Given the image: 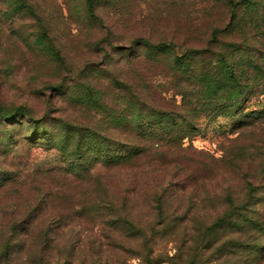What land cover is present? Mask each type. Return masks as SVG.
Masks as SVG:
<instances>
[{
  "label": "trees",
  "instance_id": "obj_1",
  "mask_svg": "<svg viewBox=\"0 0 264 264\" xmlns=\"http://www.w3.org/2000/svg\"><path fill=\"white\" fill-rule=\"evenodd\" d=\"M127 1L62 0V7H57L60 20L54 23L45 14L50 0H0V38H4L5 30H11L10 43L20 54L29 49L42 57V68L33 66L32 82L40 78L39 71L46 72L52 81L43 80V89L54 90L56 95L70 92L80 103L79 108L94 115L90 119H72L63 114L53 118L48 110L35 112L27 102L0 99V123L6 132L3 134L10 138L15 127L27 129L25 137L30 135L35 141L41 138L48 148L58 150L67 160L76 161L75 166L85 173L81 180L91 176L90 170L96 164L102 165V191L98 198L81 194L75 199L80 201L76 205L90 216L88 221L92 224L97 221L106 227L103 235L106 246H126L124 239L133 236L142 239L141 244L145 246L148 236L170 226L178 232L195 229L196 211L183 203L169 205L168 201L176 188L185 191L187 187L197 188L216 178L225 179L228 184L221 192L223 208L215 210L212 219L207 220L210 222L197 223L198 231L212 233L223 226L239 232L245 227L264 231L260 219L248 216V212L255 213L256 206L263 202L258 196L264 179L260 158L249 159L244 148H240L234 160L226 155L221 163L214 160L209 163L206 157L195 159L189 153L191 146L183 145L184 139H191L200 129L202 116L212 120L240 113L237 127H241L245 117L256 113L243 110L249 100L264 95V0H184L186 25L180 38L177 36L180 30L166 23L173 27L170 37L164 34L165 37L153 38L151 33L139 31L127 36L130 38L127 45L115 47L102 9L113 8L112 15L106 13L107 19L119 12L122 24L112 19V26L124 28V22L132 19L134 11L129 6H121ZM168 3L173 4L175 0ZM193 7H196L192 10L194 14L190 12ZM124 16L128 18L123 19ZM205 19L207 25L200 32ZM68 22L83 32V40L76 44L103 50L104 55L96 52L94 57L80 55L78 61L86 60L80 64L69 58V54H63L62 45L69 43L65 44L61 35ZM2 43L0 50H4ZM114 50L121 56L118 64L111 63ZM21 58L26 59H14L13 55L5 59L0 55V69H4L1 74L6 76L5 71L14 68ZM156 76H161L167 85L159 86L154 81ZM167 91L178 95L179 102L174 97H166ZM100 112L102 125L95 118ZM246 159L247 163L241 164ZM256 163L259 168H248ZM253 171L255 174H249ZM70 172L75 174L77 170ZM36 177L44 188H50V182L56 181L58 185L72 182L69 177L59 175L55 181L46 174ZM10 181L11 173L5 166L0 167V264L15 256L11 246H19L22 235L28 240L27 246H41L37 253L31 254L35 264H57L48 247L56 244L55 236L50 233L61 214L46 200L50 195L49 200H53L52 192L39 187L28 198L38 199L41 205L40 214L32 217L28 208L26 214L17 210V198L7 192L12 186ZM232 181L241 182L240 187L231 188ZM148 183L152 184L151 189L140 192L141 185ZM181 195L182 199L186 197ZM76 216L74 212L69 221ZM38 217L43 227L33 234L32 226ZM100 231L102 238V228ZM232 245L233 253L239 254L247 248L245 251L253 259L262 254L261 246H243L238 240ZM119 249L121 256L134 251L126 247ZM133 253L144 264H154L151 252L148 256ZM98 254L99 260L101 254L105 257L102 248ZM63 255L66 260L69 254ZM106 257H112L113 261L116 254L109 251ZM250 258L242 264H248ZM188 264L204 263L190 260Z\"/></svg>",
  "mask_w": 264,
  "mask_h": 264
},
{
  "label": "rangeland",
  "instance_id": "obj_2",
  "mask_svg": "<svg viewBox=\"0 0 264 264\" xmlns=\"http://www.w3.org/2000/svg\"><path fill=\"white\" fill-rule=\"evenodd\" d=\"M169 1L134 0L131 3L129 0L125 2L121 6H129L134 11L132 19L127 21L128 23L124 22L126 27L119 26V29H114L112 19L122 24L120 13L118 12L113 15L114 18L107 19L106 13L112 15L110 10H113V8L105 6L102 9V17L105 23L109 24L114 36V39H112L113 46L120 47L121 45H127L128 43L126 42L129 38L127 36L130 35L131 37L139 31L147 35L151 33L152 37L164 36V34L170 37L173 34V27L167 26L166 23L173 24L174 29L178 28L180 30L177 32V36L180 38V34L185 31L186 12L184 10L186 4L184 0H175L173 4L168 3ZM61 5H63L62 0H50V2L46 3L48 13L45 12V14L50 16L54 23L60 20V13L57 7H62ZM136 10L139 12H135ZM192 10H196V7L190 9V12ZM64 15L66 16V12H64ZM126 18L125 16L123 17V19ZM69 22L64 27L61 35L64 43H69L68 45H62L63 54H69L67 55L69 58L72 57V59L80 64L86 62V60L78 61L81 58L80 55L83 58L89 54H92V57H94V52L104 55L103 50H92L84 46L82 47L81 43L76 44L77 41L83 40L84 35L83 32L75 29L73 23L69 26ZM201 23L202 29H200V32L205 30L204 25H207V20L205 19ZM3 24L6 28L8 27L6 22ZM125 29L129 30L126 31ZM8 34L10 36L13 35L11 30H5L4 38H0V41L3 42L2 48L4 47V50H0V55L5 56V59L7 55H13L14 59H18L19 57L26 59H19L14 68L5 71L7 73L6 76L4 73L1 74L4 69H0V99L7 102H27L30 106H33L35 112L48 110L51 114L50 116L53 118H57L58 114L69 115L72 119H80L82 117L90 119L94 116L89 114L85 109L79 108L80 103L73 99L74 97L70 95V92L56 95L54 90L43 89V86H45L43 85V80L52 81V77L48 76L46 72L39 71L40 78L34 79L32 82V78L35 76L33 66L42 68V57L35 54L36 50H33V53L29 49L23 50L20 54L10 43L11 38H9ZM111 58V63L114 62L115 64L116 62L118 64L117 61L121 58L118 50L111 52ZM154 81L158 82L159 86L167 85L161 76L154 77ZM37 84L38 88L35 89ZM165 96L169 98L174 97L179 102V96L174 95L172 91H167ZM245 106L247 107L243 111H254L256 113L248 118L245 117L241 127H237L239 126L238 122H240V113L234 116H219L212 120L202 116L199 118L200 129L191 139H184L183 145L191 146L189 147V153L195 159L206 157L209 163H212L210 162L212 160L221 163V159L226 155H229L230 159L234 160L240 148H244L245 157H249V159L260 158V168H262V176H264V110H262L264 109V95L252 98ZM95 118H99V125H102V112L96 115ZM2 127L0 123V167L5 166L11 173L10 184L12 186L7 192L11 197L17 198L19 203L17 210L19 213L26 214V208H28L32 217L40 214V201L38 199L32 201L34 197L28 200L31 195L37 193L39 187H42L37 183L38 179L36 176L46 174L48 178L55 181L59 175L69 177L72 181L65 182L67 183H64L65 185H58L56 181L50 182L52 184V186H49L50 188H47L45 184V187L53 194V200H49L52 197L50 195L46 198L47 202L50 201L49 205L53 204L61 212L57 216L58 219L56 218L57 222L51 227L52 233H50V235L55 236L56 244L55 246H48L49 250L53 252L54 261L57 264H118L120 261L121 264H144L142 259L136 257V255H131L134 254V251L142 253V256L144 254L148 256L151 252L150 258L154 264H169L171 262L188 264L190 260L195 262L203 260L204 264H234L235 262L242 264L252 254L245 251L247 248L241 250L239 254L233 253L231 246H233L234 240L241 241L243 246H261L262 254L259 255L260 257L258 259L251 257L248 264H264V231L245 227L239 232L229 229L227 226H223L219 231L212 233L199 232L197 229V223L200 224L202 222L204 224V221L211 220L215 210L223 208L220 202L221 192L223 188L227 187V180L216 178L197 188L187 187L185 191H181L180 188L173 190L172 200L168 201L169 205L173 206L174 204L179 205L183 203L189 205L191 210H195L196 213L193 216L195 229H188L187 232H178L174 231L172 226H170L167 229L148 236L149 240H146L145 246L141 244L143 243L142 239L134 236L124 239L123 243L126 246H106L104 244L105 239H103V235L107 230L106 227H101L97 221L93 224L91 221H88L90 216L80 206L76 205L80 204V201L75 199L76 196L81 194L84 196L90 194L98 198V194L102 191V165L96 164L90 170L91 176H86L81 180L85 173L80 172L75 166L77 165L76 161L67 160L58 150L48 148L41 138L35 141L30 135L25 137L28 134L26 133L27 129L21 130L18 129L19 127H15L10 138H8L5 137L6 132L3 131ZM3 132L5 133L3 134ZM247 160H244L241 164L245 165ZM257 163L251 164L248 168L250 170L259 168ZM70 170H77L76 175L71 173ZM252 173L255 174L254 171L249 174ZM240 184L241 182L239 181H232L230 186L233 189H237L240 187ZM141 186L140 192H143L151 189L152 184L148 183ZM261 187L262 192L258 193V196L263 202L256 206L257 211L255 213L248 212V216L258 218L264 223V179L261 181ZM42 188L47 191L46 188ZM182 193L184 194L181 195ZM179 195H186V197L182 199ZM86 199H88V196ZM71 205L72 207H70ZM74 212H76L77 216L69 221ZM39 219L40 217H38L37 221L35 220L32 226L31 233L33 234H37L42 230L43 225H41ZM101 228L102 238L100 237ZM23 236L25 241L23 240ZM236 237L238 239H232ZM101 241L102 246H99ZM27 243L28 240L25 235H22L19 246H11L14 249L15 256L8 260L6 264H35L32 261L34 257L31 254L37 253L35 251L41 248V246H27ZM120 247H126L128 250L134 251L121 256ZM100 248L104 251L105 257H102L101 254V259L99 260L97 256H99L98 251ZM109 251H114L116 254L113 261L112 257H106ZM63 254H69L66 260L62 258Z\"/></svg>",
  "mask_w": 264,
  "mask_h": 264
}]
</instances>
